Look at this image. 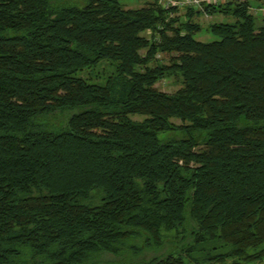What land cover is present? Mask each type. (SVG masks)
<instances>
[{"label": "trees", "instance_id": "obj_1", "mask_svg": "<svg viewBox=\"0 0 264 264\" xmlns=\"http://www.w3.org/2000/svg\"><path fill=\"white\" fill-rule=\"evenodd\" d=\"M199 4L0 0V264H264V15Z\"/></svg>", "mask_w": 264, "mask_h": 264}, {"label": "rangeland", "instance_id": "obj_2", "mask_svg": "<svg viewBox=\"0 0 264 264\" xmlns=\"http://www.w3.org/2000/svg\"><path fill=\"white\" fill-rule=\"evenodd\" d=\"M122 5L124 7H135V6H140L142 4L145 3V0H120ZM160 2L162 3H166L167 0H159ZM204 1V0H202ZM223 2V1H226V0H215L214 2ZM249 3H250V6H249V11L255 15L256 17V23H259V19L261 16L264 15V0H248ZM212 2V3H214ZM200 5V4H199ZM185 6H189L191 8H199L198 4L197 3H193L192 4H187V5H184V6H180L179 5V8H177L176 10V14L179 15V17L182 19L184 16H185V11H186V7ZM192 19L197 21L201 26L202 28L199 30V31H196L194 33V37L196 39H199V40H204V41H207V40H211V39H214V38H217V35L213 34L211 31L209 30H205L204 27L205 25L208 23V22H213V21H233L234 20V17L230 14H226V15H223L219 12H215L213 14H207V13H203V12H199L197 14H193L192 15ZM145 35H147L148 32L144 31L143 32ZM156 59L159 60V61H167V55L163 52H159V53H156ZM106 62L105 61H102V62H99L98 65L96 66V68L93 69V71H100L101 69V65L103 66V64H105ZM112 71V64L110 63H107L106 67L104 68V72H103V76H105L107 73L111 72ZM103 77L102 75H99L97 76L96 80H102ZM91 80H95V77L92 76ZM154 86L160 90H163V91H166V92H172L174 91L179 85H178V82L172 78H162L158 81H156L154 83ZM131 118H134V119H141L142 118V115L140 114H132L130 115ZM171 120L174 122V123H179V119L177 118H171ZM162 135V134H160Z\"/></svg>", "mask_w": 264, "mask_h": 264}, {"label": "built area", "instance_id": "obj_3", "mask_svg": "<svg viewBox=\"0 0 264 264\" xmlns=\"http://www.w3.org/2000/svg\"><path fill=\"white\" fill-rule=\"evenodd\" d=\"M200 1L202 0H167L166 3H162L163 5H168V4H172V5H180V6H183V5H187V4H192L193 3H197L198 6H199V3ZM205 2H214L215 0H204Z\"/></svg>", "mask_w": 264, "mask_h": 264}]
</instances>
